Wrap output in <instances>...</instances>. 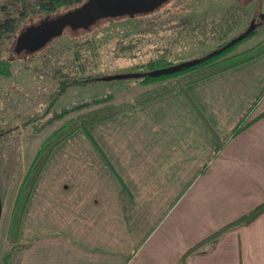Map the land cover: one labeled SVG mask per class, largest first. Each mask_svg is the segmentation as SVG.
I'll use <instances>...</instances> for the list:
<instances>
[{
    "label": "crops",
    "instance_id": "crops-1",
    "mask_svg": "<svg viewBox=\"0 0 264 264\" xmlns=\"http://www.w3.org/2000/svg\"><path fill=\"white\" fill-rule=\"evenodd\" d=\"M220 1L246 10L256 4ZM23 145L19 134L0 138L7 240L34 158ZM263 201L264 54L61 142L35 182L7 261L178 264L199 245L183 264H264V212L202 243Z\"/></svg>",
    "mask_w": 264,
    "mask_h": 264
},
{
    "label": "rangeland",
    "instance_id": "rangeland-1",
    "mask_svg": "<svg viewBox=\"0 0 264 264\" xmlns=\"http://www.w3.org/2000/svg\"><path fill=\"white\" fill-rule=\"evenodd\" d=\"M25 1L28 6H24L21 0H0V21L7 17L15 19L13 31L0 39V62L7 61L10 70L8 76L0 74V130L12 129L9 135H21L24 149H33L34 157L47 136L76 115L98 106L80 107L63 117H54L71 105L107 93H112L111 103L114 105L132 104L135 99L164 83L143 84L136 78L100 80L85 86H69L51 103L50 96L58 85V80L53 77L54 69L60 66L70 70L71 75L77 71L74 65L81 62L87 65L83 75L138 72L166 47L170 50L169 59L175 63L197 58L212 50L217 43L193 49L183 45L181 39L174 37L180 21L188 17L216 20L235 5L224 7L225 3L220 0H167L148 13L102 18L87 29L66 27L61 35L52 38L41 49L17 53L14 50L17 36L26 27L78 7V4L63 5L50 12H35L39 9L32 10L30 6L45 0ZM251 21L257 25L256 32L233 52L248 48L264 38V0L261 11L255 6L247 10L240 28L231 36L244 32ZM127 44L136 45L133 56L131 52L120 49L121 45ZM22 174L21 170L17 172V180ZM7 210L8 207L2 211L4 224ZM6 234L7 231H0V264H6L13 251Z\"/></svg>",
    "mask_w": 264,
    "mask_h": 264
},
{
    "label": "trees",
    "instance_id": "trees-1",
    "mask_svg": "<svg viewBox=\"0 0 264 264\" xmlns=\"http://www.w3.org/2000/svg\"><path fill=\"white\" fill-rule=\"evenodd\" d=\"M20 1V0H19ZM24 6H28L25 0H21ZM84 0H45L44 2L36 3L30 8L35 10V12H41L47 10L48 12L55 10L59 6L63 5H74L78 4L80 6ZM263 0H256L255 9L261 11V4ZM247 16V10L242 4H235L231 6L226 12H224L216 20H197L194 17H188L180 21L178 29L176 31L177 37L181 39L183 45L189 46L191 49L205 46L211 42H216L217 45L212 50L199 56L203 58L198 63L178 70L168 74L162 75H149L148 72L159 69L162 67H168L175 64L171 59H169L170 50L166 47L157 53L154 57L150 58L136 73H144L136 77L141 83H163L156 88H154L149 93L142 95L141 97L135 99L132 104L114 105L111 103L113 99L112 93H107L102 96H98L92 99L84 100L81 103L73 104L70 108L61 111L59 114L54 115V117H63L71 110H75L80 107H87L90 105H98L91 111L80 113L74 118L68 120L47 136L40 147L38 148L36 155L26 171L24 178L18 189L16 199L14 202L12 216L8 231V240L10 242H16L18 230L20 226V221L22 214L24 212L25 206L27 204L28 198L32 192L35 182L40 174V171L44 164L46 163L50 153L54 148H56L61 142L67 139L75 131L82 129L88 131V127L96 122L102 121L114 115H117L127 109L134 106L140 105L149 100L158 98L160 96L169 94L171 92L184 89L195 82L206 79L210 76L218 74L222 71L228 70L230 68L239 66L250 60L256 59L264 54V38L257 42L256 44L245 48L238 52H233L236 47L241 44L244 40L250 38L256 32V28L249 34L238 38L236 41L231 42L234 38L238 37L241 33L231 36V33L238 30ZM15 27V19L7 17L0 21V39L3 38L8 33L12 32ZM69 29V28H68ZM243 33V32H242ZM135 44L121 45L120 49L124 52H131V56L134 55ZM208 55V56H207ZM79 56H77L78 58ZM197 57V58H199ZM77 71L70 75V70L63 69L62 67H57L53 71V77L58 80L57 89L51 94V103L56 100L61 93L66 91L69 86L79 85L85 86L87 84L107 80L105 79L108 75H83L86 71L87 65L84 63H77ZM0 74L8 76L10 74L9 63L7 61L0 62ZM245 125H242V129ZM12 129L0 130V138L5 137L12 133ZM237 132V131H236ZM264 212V201L255 206L253 209L247 213L241 215L236 220L225 225L219 231H216L210 235L203 242L210 241L211 244L216 243L220 237L228 230L247 225L252 220H254L258 215ZM201 244V243H200ZM199 246V245H197ZM196 247L188 250L178 264H183L184 259L196 250ZM6 264H15V261H7Z\"/></svg>",
    "mask_w": 264,
    "mask_h": 264
},
{
    "label": "water",
    "instance_id": "water-1",
    "mask_svg": "<svg viewBox=\"0 0 264 264\" xmlns=\"http://www.w3.org/2000/svg\"><path fill=\"white\" fill-rule=\"evenodd\" d=\"M165 1L167 0H86L80 6L68 10L59 16L50 19L45 18L36 24L26 27L17 36L14 50L17 53L21 51L35 52L44 47L52 38L61 35L66 27H69L71 30L87 29L94 22L102 18H113L124 15L133 17L137 14L151 12ZM260 18H263L262 13L260 14ZM256 27L257 25L251 21L247 29L231 42L251 33ZM203 58H206V56L155 69L147 74H168L192 66ZM143 74L136 72L117 73L108 75L105 79L120 80L136 78Z\"/></svg>",
    "mask_w": 264,
    "mask_h": 264
}]
</instances>
